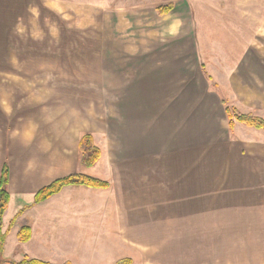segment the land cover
<instances>
[{"label": "crops", "instance_id": "1", "mask_svg": "<svg viewBox=\"0 0 264 264\" xmlns=\"http://www.w3.org/2000/svg\"><path fill=\"white\" fill-rule=\"evenodd\" d=\"M30 1L1 6L19 11ZM37 1L62 22L95 25L97 56L90 60L84 47L80 62L53 63L62 71L49 73L53 93L31 104L14 88L25 85L9 72L17 68L1 67L0 175L6 167L9 196L2 232L18 216L30 228L27 242L14 225L6 240L10 233L30 249L25 257L51 264H264V173L200 170L210 165L202 151L229 132L226 106L264 118V0ZM83 30H53L54 52L67 54L68 38L90 36ZM117 37L128 40L106 47ZM89 102L96 108L88 112ZM241 126L251 134L241 124L234 131ZM86 134L101 151L90 168L79 152ZM259 134L239 144L264 160ZM77 174L109 186L65 187L33 204L41 189ZM6 240L4 258L22 260Z\"/></svg>", "mask_w": 264, "mask_h": 264}, {"label": "rangeland", "instance_id": "2", "mask_svg": "<svg viewBox=\"0 0 264 264\" xmlns=\"http://www.w3.org/2000/svg\"><path fill=\"white\" fill-rule=\"evenodd\" d=\"M30 2L31 3H29L30 5H28V7L24 6V8H21V10L18 11L16 7L12 6H10L9 8L6 7L5 9L2 8L0 0V79L7 77L5 74H2L3 72L1 70V67L3 64L8 68H17V70L9 69V72L14 77H22L25 79L24 86L16 85L14 87L15 89L23 88V91L25 93V104H31V102L29 101L38 94L43 95V93H53V87H49L47 84V81L49 80V78H51L49 73L57 72V76L58 73H62V71L58 67L56 71L50 69L53 63L55 64V62L58 61H60L61 63L68 61L80 62L82 60V57H86V53H84L86 49H84V47H88L89 54L87 53V56L90 60L91 58H95L97 56L96 53H94V50H92L93 47L97 45V40L96 38L91 37L92 35H95V25L79 26L75 21L62 22L61 20H59V17H56V15L53 14L48 8L39 5V1L32 0ZM17 16L20 17V21L18 24L16 20ZM197 24L199 27L200 23L198 22ZM65 28H72L74 30L84 29L83 31H88L90 36L84 37L79 34L81 32H77L76 34H74L75 37L68 38V41L70 42L67 46L70 49L67 50V54L59 53V49L54 52V49H52V47L53 45L60 42V38H53L52 31L64 30ZM17 29H19V31H21L22 29L25 31L23 36L19 39H16L17 37L15 36L17 35L15 34L17 33ZM215 30V32H218L219 34H228V32L225 31L223 27H219V29ZM105 40V45L107 47L112 45L120 46V44L124 45V42L128 39L117 37L114 39L110 38ZM80 43L83 46H81ZM40 104L42 106V109L48 108V102H40ZM112 104V102L105 103V112L112 110ZM88 105L89 106L85 107L88 112L96 108V102H89ZM61 108H65L64 102ZM229 108L234 107L229 106ZM261 113L263 112L260 111L258 113H252L251 115L254 117L259 116L258 118H260L259 114ZM261 119L264 120V118L262 117ZM242 127L243 126L235 131L233 129L231 133L226 132V134L220 135L216 142L213 144V146H215L211 150L202 151V163H205V160L210 163V165L208 166L202 165L200 167L202 173H264V160H260V158L257 159L256 156L249 158L247 152L245 151L246 149H244L242 144H239V142L244 141V138L250 136H252L253 138L259 137L258 135H260L259 133H262V131L253 128L250 134V132ZM230 142L231 144H229ZM200 217L207 218L208 215H200ZM17 218L20 217H15L12 224V226L14 225V230H20L22 226H28L27 221L24 219V217L15 222ZM216 218L217 221L223 222L226 218V215L217 214ZM14 241L15 240H13V237H11V234L9 233V236L6 240V249H8V247H12L15 244ZM13 253L16 254L15 257L22 256L21 258L25 257L26 254H31L28 247L21 246L17 243L13 247ZM2 257L3 259H5L4 256ZM11 257L13 258V256Z\"/></svg>", "mask_w": 264, "mask_h": 264}, {"label": "trees", "instance_id": "3", "mask_svg": "<svg viewBox=\"0 0 264 264\" xmlns=\"http://www.w3.org/2000/svg\"><path fill=\"white\" fill-rule=\"evenodd\" d=\"M172 9L171 5L165 6L163 8L158 9V13L160 15H164L168 13ZM210 80V79H209ZM215 87V86H214ZM225 114L228 121V129L231 133L236 124L244 125L248 128H254L256 130H260L264 134V120L258 117H254L251 114H243L236 110L235 108L225 107ZM79 152L82 156V164L83 166L90 168L93 167L100 158V150L93 144L92 137L89 134H86L82 137L79 143ZM7 184H8V172L6 167L2 169L0 175V264H51L48 262H43L36 259H30L24 257L20 261H10L3 259V247L8 235V230L6 232H2V217L6 210L9 196L7 193ZM85 187V188H93V189H107L108 183L101 181L96 178H92L89 176L77 174L68 176L59 180L54 181L47 187L41 189L34 197V203H41L50 197L58 194L65 187ZM13 221L10 223L9 228L12 226ZM18 241L20 243H25L30 239V228L29 226H22L17 235ZM129 261H122L118 264H128ZM70 264V263H64Z\"/></svg>", "mask_w": 264, "mask_h": 264}]
</instances>
